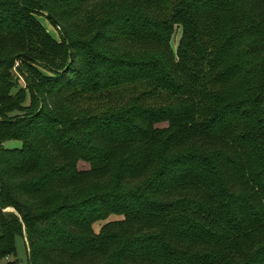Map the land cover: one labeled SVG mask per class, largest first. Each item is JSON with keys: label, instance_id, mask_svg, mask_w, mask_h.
Listing matches in <instances>:
<instances>
[{"label": "trees", "instance_id": "trees-1", "mask_svg": "<svg viewBox=\"0 0 264 264\" xmlns=\"http://www.w3.org/2000/svg\"><path fill=\"white\" fill-rule=\"evenodd\" d=\"M17 236L28 264H264V0H0V257Z\"/></svg>", "mask_w": 264, "mask_h": 264}, {"label": "rangeland", "instance_id": "rangeland-1", "mask_svg": "<svg viewBox=\"0 0 264 264\" xmlns=\"http://www.w3.org/2000/svg\"><path fill=\"white\" fill-rule=\"evenodd\" d=\"M38 19L40 22L43 24V26L46 28V30L49 32V34L55 38L59 39L60 34L56 26L51 22L49 18H47L45 15H38ZM180 37V30H176L174 33V37L172 39V48L175 49L178 39ZM15 69V68H13ZM22 83H23V79ZM4 146L7 148H13V147H19L21 145V142L19 140L15 139H9L6 140L4 143ZM88 165L85 163H80L79 167L85 168ZM11 210V209H9ZM112 219V218H111ZM114 219V217H113ZM105 221H97L93 224V229L95 232L99 231L100 226L104 223ZM0 264H28V253L25 247V242L24 240L20 237L17 236L15 238V253L7 256L0 257Z\"/></svg>", "mask_w": 264, "mask_h": 264}, {"label": "water", "instance_id": "water-1", "mask_svg": "<svg viewBox=\"0 0 264 264\" xmlns=\"http://www.w3.org/2000/svg\"><path fill=\"white\" fill-rule=\"evenodd\" d=\"M46 15H48V14H46ZM49 16V15H48ZM27 250H28V257L30 256V254H29V249L27 248Z\"/></svg>", "mask_w": 264, "mask_h": 264}]
</instances>
